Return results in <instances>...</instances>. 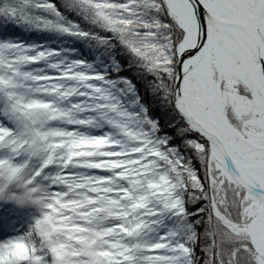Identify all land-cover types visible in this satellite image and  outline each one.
<instances>
[{
  "label": "snow or ice",
  "instance_id": "obj_1",
  "mask_svg": "<svg viewBox=\"0 0 264 264\" xmlns=\"http://www.w3.org/2000/svg\"><path fill=\"white\" fill-rule=\"evenodd\" d=\"M0 264H264V0H0Z\"/></svg>",
  "mask_w": 264,
  "mask_h": 264
}]
</instances>
